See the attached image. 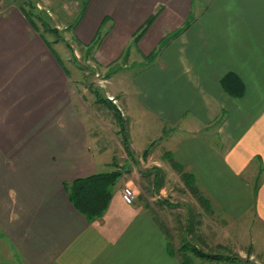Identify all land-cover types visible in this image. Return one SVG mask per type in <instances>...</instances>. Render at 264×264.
I'll list each match as a JSON object with an SVG mask.
<instances>
[{"label":"crops","instance_id":"1","mask_svg":"<svg viewBox=\"0 0 264 264\" xmlns=\"http://www.w3.org/2000/svg\"><path fill=\"white\" fill-rule=\"evenodd\" d=\"M193 4H60L66 20H73L70 26L62 23L63 38L73 48L89 45L98 32L107 31L91 54L103 66L158 7L137 43L146 54L189 21L151 66L124 74L125 81L106 79L114 87L109 95L125 109L136 105L128 124L156 126L148 128L138 146L133 132L127 133L131 153L110 129L103 130L107 144L91 130L109 124L82 117L84 107L73 98L66 67L27 13L13 4L0 6V237L5 264H235L194 248L264 264V0H207L204 19L192 11ZM230 71L244 83L241 97L230 96L220 84ZM172 132L174 138L165 140ZM165 160L169 173L184 167L192 175V188L187 187L192 232L186 234H178L166 217L173 213L169 209L175 199L186 200L164 183ZM115 168L121 174L107 207L99 217L87 219L72 205L63 183ZM124 186L134 191L132 203L122 198Z\"/></svg>","mask_w":264,"mask_h":264},{"label":"rangeland","instance_id":"2","mask_svg":"<svg viewBox=\"0 0 264 264\" xmlns=\"http://www.w3.org/2000/svg\"><path fill=\"white\" fill-rule=\"evenodd\" d=\"M206 1L207 0H194L192 7V11H194L195 14L200 12L198 15H200L199 17L201 19H204L203 11ZM61 3L62 0H0V6L13 4L22 8L34 23L35 29L39 31L45 41H47L50 47L56 52L60 63L66 67L70 76L73 98L78 105L84 107V112L86 113L82 111V117L105 120V122L109 124L105 128L101 126L91 128L92 131H97V136L101 138V142L103 144L109 142L105 134L106 131H103L107 129H110L120 141L123 139L121 134L123 132H119L120 126L117 123L119 114L118 112L116 113L115 106L111 104L109 100L107 101V97L118 107L124 121V129L127 133H130V131L133 132L132 136L136 141V146H138L140 141L146 140L148 128L150 132L153 130L152 128L156 129V126L148 122L150 126L147 125L144 128L139 125L140 123L138 121H135L133 124H128L127 118L129 117V120L131 119L130 111L133 110L136 115L138 110L135 108L136 105L133 104H130L131 107L127 108L128 110L125 109L122 102H120L117 97L115 98V96L109 95V92L113 91L114 87L106 80V66L115 62L118 63L119 68L111 77L125 81V75L130 76L137 70L152 65L154 62L153 59L156 57L153 53L155 49H152V51L147 54L141 51L140 47L137 45L140 39L136 43L134 42L136 36L135 31L128 39L126 42L127 45L122 49L119 55L103 66L96 62L84 47L73 48L70 42L63 38L67 36V33L62 25L67 23L70 26L73 20H66V15L60 7ZM106 33V30L101 31L102 36ZM151 54L153 55L151 56ZM97 98H100V100L96 101ZM108 121H110V123ZM112 124L116 126L114 127ZM175 132L178 134L177 131ZM170 135L174 138L175 133L166 134L165 140L169 138ZM161 140V138L155 140L153 145H156L158 141L160 142ZM169 161L172 164L175 162L174 159H170ZM165 162L167 171L164 175V183L168 188L179 189L180 191L177 193L181 194L182 199L186 200V202H183V200L175 199V202L171 203L172 207L169 210H172L173 213L169 218L166 216L167 220L178 234L192 232V192L187 191V187L192 188V175L189 174V171L186 172L184 167H180V169L177 168L169 173L171 167L167 164V160H165ZM174 167L176 168L175 165ZM195 227L197 226L195 225ZM0 234H2L1 231ZM4 247L6 246L0 237V264H5L6 262L4 260ZM201 252L205 253L204 251Z\"/></svg>","mask_w":264,"mask_h":264},{"label":"trees","instance_id":"3","mask_svg":"<svg viewBox=\"0 0 264 264\" xmlns=\"http://www.w3.org/2000/svg\"><path fill=\"white\" fill-rule=\"evenodd\" d=\"M160 9L161 7H158L154 11V13H152L149 16V18L144 22V24L136 30L135 32L136 36L134 38L135 43L145 34L147 29L150 27L152 22L157 17ZM25 16L30 21L29 17L27 15ZM31 24L34 27L32 22ZM188 24H189V21L185 22L181 27L177 28L176 30H173L167 33L165 36H163L153 52L154 56H156L171 39H173L178 34H180L188 26ZM102 38L103 36L101 35V31H100L98 32V35L92 41L91 44L82 46V47H84L86 51L91 55L93 50L97 46H99ZM152 55L153 54H151V56ZM56 58L58 59L57 56ZM106 68H107V72L105 73V76H107L106 78H108L112 74H114L119 67H118V63L115 62V63H112L106 66ZM220 84L222 88L224 89V91L232 97H241L243 96L245 92V86H244L243 81L240 79V77L237 74H235L232 71L227 72L224 76L221 77ZM106 99L107 101L109 100L111 104L115 106L116 113L118 112L119 114V118L117 120L120 126L119 132H123L121 133L123 136V139L121 140V142L124 145L126 152L130 153L128 134L126 130L124 129L125 126L123 123L124 121L122 119L121 113L118 107L111 101V99L107 97ZM99 100L100 98H97L96 101H99ZM120 174H121L120 170H117V169L107 171V172H98V173H95V174H92L86 177L77 178L71 182H65L63 183V186L65 188L67 196L70 202L72 203V205L77 210H79L87 219L92 220L103 214L111 198L112 186L115 184ZM194 250L196 251V253L206 256L208 258L226 259V260H230L234 262L235 264H255L253 262H250L247 259H240L238 256H234V255L228 256V255L214 254V253L213 254L203 253L200 250H196L195 248Z\"/></svg>","mask_w":264,"mask_h":264},{"label":"built area","instance_id":"4","mask_svg":"<svg viewBox=\"0 0 264 264\" xmlns=\"http://www.w3.org/2000/svg\"><path fill=\"white\" fill-rule=\"evenodd\" d=\"M134 196H135L134 191L129 186H124L122 188V198L125 202L132 203Z\"/></svg>","mask_w":264,"mask_h":264}]
</instances>
